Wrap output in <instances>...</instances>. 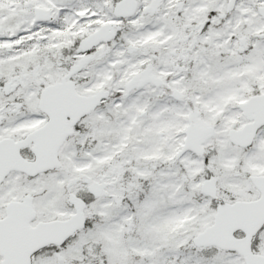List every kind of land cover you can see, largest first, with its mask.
Segmentation results:
<instances>
[{
    "label": "snow or ice",
    "instance_id": "obj_1",
    "mask_svg": "<svg viewBox=\"0 0 264 264\" xmlns=\"http://www.w3.org/2000/svg\"><path fill=\"white\" fill-rule=\"evenodd\" d=\"M0 264H264V0H0Z\"/></svg>",
    "mask_w": 264,
    "mask_h": 264
}]
</instances>
